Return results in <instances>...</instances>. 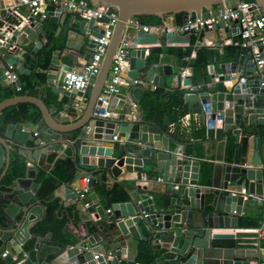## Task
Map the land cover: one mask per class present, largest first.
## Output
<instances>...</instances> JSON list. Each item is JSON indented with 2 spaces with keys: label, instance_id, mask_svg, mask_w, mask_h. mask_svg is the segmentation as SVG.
<instances>
[{
  "label": "water",
  "instance_id": "obj_1",
  "mask_svg": "<svg viewBox=\"0 0 264 264\" xmlns=\"http://www.w3.org/2000/svg\"><path fill=\"white\" fill-rule=\"evenodd\" d=\"M88 1L91 4H108L116 11L117 19L102 63L91 82L86 99L80 104L81 113L72 106V98L68 104L62 105L64 112L56 105L54 111H51L41 96L27 92L1 99L0 112L10 105L28 102L38 108L40 116L35 123L18 121L6 125L4 135H0V180L9 164L10 143L35 160L41 152L51 150L58 152L61 157L71 155L78 167L75 178L81 177L82 173L88 174L90 187L95 183L93 171L97 168L108 171L113 178L133 173L129 177L132 179L144 171L145 165H151L152 172L162 175L165 189L161 190L150 182L138 185L132 180V185L143 191L160 190L170 198L180 187L188 198L189 206L197 208L195 213L183 209L178 219L173 220L171 212H163L154 207L147 192L138 193V201L130 199L114 202L111 209L116 221L107 230V236L101 235L98 228L66 246L65 253L70 264H119L117 259L122 253L126 254L127 264H134L131 240L144 238L141 227L136 225L141 219L162 230L160 246L163 250L157 257L160 264H252L251 259L257 257L256 248L211 246L212 239L216 238L257 237V231L253 229L237 228L238 215L244 200L249 202L250 196L264 198V84H261L260 77L252 73L254 66L250 55L244 58V64L235 60L219 63V67L223 69L221 72L213 70V64H210L209 75L211 79L216 78L218 84L202 91L192 85V90L182 96L183 104L188 105L190 113L198 114L204 124L211 123L205 130L208 139L220 141L230 135L233 142L240 147L239 151V147L235 148L232 160L224 163L222 185L217 195L212 196L214 198L211 202L207 201L206 194L201 190L202 186L198 185L199 159L190 157L179 148L177 141L167 130V120L157 121L155 118L144 117V107L138 103L144 91L146 95H152L154 86L166 85L165 75L173 72L170 65L163 64L160 72L159 65L147 64L148 56L144 47H129L124 55L127 64L125 80L144 78L150 84L148 90H144L141 85L131 84L127 91L120 88L116 94L100 97L105 80H110L112 56L124 33L131 36L136 34L138 37L134 40L140 44H156L159 37L167 43L184 44L189 41L187 31L180 29L166 30L159 34L135 30L127 32L125 23L129 18L155 15L164 20L169 15L182 14L181 24H185L193 17H206L208 10L218 3L226 4L235 0ZM252 1L264 12V0ZM45 9L49 21L57 22L60 15L58 7L47 4ZM9 17L0 18V48L17 53L18 48L27 40L33 42L32 51L37 53V48L42 46V41L38 39L42 23H23L15 27L13 21L18 23L20 19ZM81 27L84 28L80 32L82 38L85 34L100 37L103 31L101 27L94 25V18L82 20ZM213 28H223L226 37L230 36L228 26L222 21L214 24ZM94 30L97 31L96 34L93 33ZM88 47L90 61V44ZM10 63L12 61L8 60V64ZM59 65V58L52 57L45 73V85L56 94L64 93L57 81ZM25 67L27 66L21 62L15 70L18 73H28ZM0 78L4 80L3 72ZM14 84L19 87L22 85L18 77ZM189 84V78H185L183 86L188 87ZM168 92L173 93L174 90L169 89ZM132 100L136 101L134 109L139 112L134 118L126 115L131 109L129 104ZM204 108H210V112L205 114ZM105 112L117 115H103ZM216 121H220L218 125ZM113 135L116 136L115 139ZM250 137V164L253 167H245L241 164L246 161ZM27 168L34 170L36 165L31 164ZM31 176L32 180L33 175ZM173 184L177 185L176 188H173ZM63 189L66 200L76 198V192L71 185ZM94 196V192H90V197ZM6 197L12 202H3L0 205L1 212L6 217L4 224L10 221L6 227L0 225V264H5L13 256H17L19 246L29 237L26 226L41 215L40 200L34 193V185L18 191L13 189ZM17 214H20L18 221L15 220ZM212 227L231 228L233 231L212 232ZM36 241L39 242L40 239L37 238ZM2 252L5 254L2 255ZM107 255L112 258L106 259Z\"/></svg>",
  "mask_w": 264,
  "mask_h": 264
},
{
  "label": "crops",
  "instance_id": "obj_2",
  "mask_svg": "<svg viewBox=\"0 0 264 264\" xmlns=\"http://www.w3.org/2000/svg\"><path fill=\"white\" fill-rule=\"evenodd\" d=\"M18 3V0H0V9H5L10 6H14L15 4ZM18 10L23 13L24 15L29 14L28 10L26 7L22 6L18 8ZM12 19L13 17H9ZM46 23L48 24V29L43 28L45 35L50 36L51 34V41L55 45V49L53 51V57H57L60 60V65L59 67H80L82 63L88 60V54L87 51L89 50V42L88 40L91 39L92 35L85 34L82 38L81 35V30L84 29L81 27V22L83 19H80L77 15H74L70 11L62 10L60 11V15L57 18V22H52L49 21L48 15L46 16ZM183 20V15L182 14H175V15H169L165 17L164 21L167 22L170 25H180ZM41 23L43 22L40 21ZM229 25V27L234 29V25L231 23H226ZM95 25V24H94ZM43 26V24H42ZM97 26V25H95ZM235 31V29H234ZM43 32V31H42ZM93 33H97L96 30H94ZM230 33V32H229ZM10 35V34H6ZM40 31H38V39L42 41L43 37H41ZM138 37L136 34L134 36H131L130 34L128 35V42H129V47H144L145 48V54L148 56L149 53L152 52V49L156 50V54L152 53V59L153 63L159 65L160 72L161 71V66L163 64H168L172 67V74H167L165 75V81L166 85L164 86L165 89L164 91L170 95L172 93H169L168 90L172 89L170 86L171 79L174 75L179 74V72L182 71L183 75L182 78H180L179 81V86L185 89V91H189L190 87L192 85L199 86L202 84L204 81L201 79L200 76H197L194 80L191 79V73L192 69L189 67H186V65H182L179 60H177V57L175 54L171 53L169 51V48L175 47V48H180L183 49L188 43L180 44V43H167L164 39H161L160 37L158 38V42L156 44H140L135 42V38ZM190 37V34H189ZM236 37L235 33H233L231 36L226 37L225 31L222 28L219 29H208L206 30L202 36L201 39L197 42V44L194 45L191 53H190V58L194 57L196 49L200 46H206V47H214L218 46L220 53L222 52V46L223 45H228L231 43V41ZM45 38V37H44ZM189 42V41H188ZM32 46L33 42H28L27 40L22 43V47L18 48L19 50L17 53L14 51H8L0 48V76L3 72V69L8 65V60L12 61V64L18 65L19 63L23 62L27 67H25L26 70H28V73L23 74H31V73H41L44 74V81L42 84L36 86L37 90L39 91L41 97H43L45 100L49 102L47 105L51 111H54L55 105L59 107V109H62V112L65 111V109L62 108V105L68 104L67 102L72 98V106L78 111V113H81L82 108L80 107V104L86 99L87 94L85 97L80 98L79 96L77 97L76 95L66 93H59L56 94L54 93L49 87L45 85V73L47 72V68H41L36 60H37V53L41 50L42 46H39L38 52L34 53L32 51ZM159 49V50H157ZM188 59V57H184V60ZM233 61V60H231ZM235 61L239 63L244 62V57L242 59H236ZM36 62V63H35ZM213 64V70L216 71H223L222 68L219 67V65L215 62L210 63ZM209 64V65H210ZM244 64V63H243ZM209 65H207V74H208V80L205 81V85L207 88L213 87V86H207L209 82H212V79L209 75ZM127 64L123 65V75L125 78V71H126ZM216 68V69H215ZM142 71L141 69H139ZM254 73V72H253ZM19 74L15 70V75L16 77H19ZM189 78L190 79V84L188 87L183 86V81L184 79ZM127 81H129L126 78ZM142 81H145L144 78L140 79ZM216 84L218 82L215 81ZM9 83H5L3 79L0 78V86L1 85H8ZM12 86L15 87L14 83H11ZM138 85V84H136ZM130 84L128 86H121L123 91H127L129 89ZM150 84L144 86V90H148ZM156 87H161V86H155ZM174 90V89H173ZM207 90V89H205ZM155 91V90H154ZM202 91V90H199ZM39 96V95H38ZM160 94H152V95H146L145 91L142 93L141 98L138 103L141 104L142 107H144L143 111V116L144 117H150V118H155L157 121H162L163 119L167 120L168 127L167 130L169 131V125L173 124L174 129L177 126L179 128V131H184L187 133L188 140L187 141H181L179 139H175L177 141L179 148H181L186 154H188L192 158L199 159V165H198V185L202 186L201 190L206 194V198L208 202L213 201L212 196L217 195V193L220 191L221 185H222V174H223V167L224 163L232 160L233 155H234V150L235 148L239 147V144H235L233 142V137L228 136L226 139L222 140H217V141H212L208 139L205 136V130L206 126L204 123H202L201 120H199V123H194L193 117L194 114L190 113L188 109V105L185 103L183 104V101L180 103V106L174 107L173 106V111H177L179 114L176 122H172V116L169 115V110L166 109L163 105V102H168L169 101V96H164L159 99L158 97ZM149 98V99H148ZM162 100V101H161ZM135 101V100H132ZM136 102V101H135ZM118 104V102H117ZM137 105V103H136ZM131 107V105H129ZM72 109V108H71ZM178 109V110H176ZM134 111V112H133ZM128 113H135L134 117H137L139 114L138 111L135 109H130L128 110ZM184 114H189V125L188 126H180L178 125V119L184 115ZM109 116H115L117 114L113 112L108 113ZM131 116V114H129ZM198 118L200 119L199 115L196 114ZM133 117V116H131ZM133 117V118H134ZM220 122V121H219ZM218 121H216V124H219ZM24 129H26L24 127ZM173 129V131H174ZM203 130V134L202 131ZM172 131V132H173ZM3 136V135H2ZM249 141V146L247 149L246 153V161L244 164H241L242 166L245 167H253L250 164L251 160V152H252V141ZM29 145H32L30 142H28ZM14 145L9 144V148L12 149ZM61 147H64V145L61 144ZM240 150V147L238 151ZM52 151V150H51ZM55 152V151H53ZM21 155H23L26 159L30 158V162L36 167H45L48 168L46 165V156L47 152H41L38 156V159L35 160L34 158L30 157L28 154H25L21 150L19 151ZM57 154V157L63 158L59 156L58 152H55ZM208 156V157H204ZM26 166L28 167L26 162ZM25 169V172L22 176L15 178L12 181V188L11 192L13 189H16L17 191L19 189H23L27 187L28 185H34V193L36 194V189H37V182L35 180L36 176V168L34 170L27 168ZM97 173H100L101 171H104L107 176V180H126L129 182V194L130 197L128 200L133 199L135 201H138V193L140 192H147L152 200H153V205L156 209L162 210L163 212H171L172 213V219H178L179 213L183 209L190 210L191 213H195L196 207L191 208L189 206L188 198L185 195V192L183 189L178 187L177 193H172V197H168L167 193H164L162 191H153V190H148V191H143L141 189H136L134 185H132V180L135 182V184L142 185L144 183L150 182L153 185H156L157 187L161 188V190L165 189V183L162 181V175L159 173H154L152 172V166L151 165H145L144 166V171L142 173H139L135 175V178L130 179V175H133V173L129 174H124V176L118 177V178H113L111 175L108 173L106 170H101V169H96ZM30 176H27L28 173ZM86 174V173H82ZM33 175V179L31 180ZM141 175L146 176V180L144 181H139V178ZM161 177V181H158L156 178ZM80 177L79 178H74L69 185H66L65 183H60L57 188L54 190V196L59 200V203H61L63 206L69 205L72 203H75L76 207L78 208L79 212L81 213L82 217L84 219H88L90 221H94L97 223L98 228L100 230L101 235L107 236V230L111 227H113V224L115 223L116 219L113 217L111 214L108 215L106 213V208L100 205L97 196L95 195L93 198H91L90 206L88 208L82 207L81 203H83L84 200H87L85 198L83 199H78L77 197L75 199L71 200H66L65 195H64V187L70 186L75 190L79 184H80ZM33 181V183H31ZM176 184H173V188H176ZM136 190V191H135ZM9 191V192H10ZM8 192V193H9ZM90 192H92L89 189L88 197H90ZM2 198V197H1ZM0 201L10 203L12 202L9 198H2ZM15 200V199H14ZM126 200V201H128ZM96 202L98 205H95ZM92 206V207H91ZM111 208V206H110ZM1 212V209H0ZM2 213V212H1ZM248 216L251 217V219H258V224L255 227H258L263 221H264V203L263 200L259 199L258 197L250 196L249 197V202L246 203V200H244V203L242 205L240 214L238 215V223H237V228L238 229H251L254 227H241L239 226V218L241 216ZM3 216V213H2ZM192 216V214H191ZM108 217L112 219V222H107ZM189 217V216H188ZM5 219V215L3 216ZM40 218V217H39ZM38 218V219H39ZM20 219V214H17L15 217V220ZM36 219V220H38ZM34 220V221H36ZM7 224L3 225V227H6L10 221L8 220L6 222ZM137 226L141 227L142 234L144 238H139V239H132L131 240V247L134 251V259L135 263L146 261L145 259L148 258V252L150 255L149 249L147 250L145 247L148 248V241L147 239L144 240L147 235L152 234L155 236L151 240V242H155L156 249L159 248V250H156L151 252L152 256L148 264H160L159 261H157V257L160 255V252L163 250L161 248V233L162 230L157 226V225H152L149 222H146L145 220L141 219L139 222L136 223ZM28 226V225H27ZM26 226V227H27ZM212 232H230L233 231L231 228H218V227H212ZM237 231V230H235ZM94 232V231H93ZM91 234V233H90ZM86 237V236H85ZM39 238L40 241L37 242L36 239ZM29 239H31V251L30 254L24 252L23 247L25 244H29ZM82 239V238H81ZM80 240V239H79ZM77 240V241H79ZM154 240V241H153ZM251 241L249 237H237V238H216L212 239L211 241V246L215 247H239V248H255L252 247L250 243ZM70 244H67L65 246H62L58 243H50L46 241L45 239L41 238L40 236H35V238H30V236L19 246L20 251L18 252L17 256H13L11 260L6 262L5 264H20V263H25V264H33L34 262H43L46 264H70L68 261V258L66 257L65 253V248ZM159 251V252H158ZM25 253L26 257L21 260L23 257V254ZM159 253V254H158ZM22 256V257H19ZM126 254L122 253L120 258L117 259V262L119 264H127L126 260ZM111 255H107L106 259H111ZM256 257L251 259V261L254 263ZM184 260V259H182ZM251 262V263H252ZM252 263V264H253Z\"/></svg>",
  "mask_w": 264,
  "mask_h": 264
},
{
  "label": "trees",
  "instance_id": "obj_3",
  "mask_svg": "<svg viewBox=\"0 0 264 264\" xmlns=\"http://www.w3.org/2000/svg\"><path fill=\"white\" fill-rule=\"evenodd\" d=\"M138 20L142 23H160L162 21L158 16L155 15H139ZM42 24L43 26L40 31L42 34L41 37H43L42 47L37 53L36 62L41 68L46 69L50 63V59L53 57L55 45L51 41V34L50 36L47 35V33L45 35L43 28L48 29L46 20H43ZM202 34V31L192 33L189 37L188 44L183 49L175 47L169 48V51L175 54L177 60H179L182 65H186V67L192 69V80H194L197 76H200L201 79H203L204 82L198 86V90L207 89L205 85V81L209 79L207 74V65L210 63L215 64V62L219 64L221 62L242 59L246 53L245 49L230 43L228 45L222 46L221 53L218 46H200L196 49L194 57L190 58V53L194 45L197 44V42L201 39ZM152 56V52L148 54V65L153 63ZM184 57H188V59L184 60ZM19 77L22 85L18 90L12 86V84L0 86V100L16 94H24L25 92L31 95L41 96L36 86L42 84L44 81V74L38 72H33L31 74L20 73ZM164 89L165 87L163 86L158 88L156 87L153 93L160 94L158 97L159 99L161 97L163 99L164 96H169V101L163 102V105L169 110V115L172 116V122H176L179 113L175 110L173 111V106H180V103L182 102V96L186 91L184 88L177 87L174 89L172 94L168 95ZM41 98L46 105L49 104L47 100H45L43 97ZM39 116L40 113L38 108L32 103L21 102L10 105L0 112V135H4L6 125L9 123H16L18 121H30L35 123ZM201 132L202 134L204 133L203 130ZM169 133L175 139H179L181 141L188 140L187 138L189 135L184 131H179L177 126L173 132ZM19 151L20 150L17 146H13L12 149H10L9 164L6 172L0 180V198H6V194L12 188V181L17 177L22 176L25 172L27 167V159L21 155ZM46 165L48 168L36 167L37 172L35 180L38 184L36 195L40 200L39 208L41 215L38 220L28 224L27 233L29 234L30 238L40 236L50 243H58L62 246L73 244L77 240L84 238L98 229V225L94 221L84 219L75 203L63 206L54 196V190L60 183L69 185L75 178V175L78 173V167L73 157L67 154L65 157L59 158L55 152L48 151L46 156ZM93 175L96 177V180L94 185L90 187V190L97 196L98 200L96 201H99L100 205L109 208L114 202L126 201L129 199L130 194L128 190L130 184L128 181L117 179L108 181L104 171H101L100 173L93 171ZM84 198L88 201H91V197H88V194H86ZM1 203L2 202L0 201V205ZM3 216L0 212L1 226L7 224L6 222L4 224L5 219ZM258 222V219L254 220L246 215L239 218V226L241 227H255L257 226ZM153 238H155V236L149 234L144 239H147L148 241V248H145L147 250L149 249L150 255L148 252V258L145 259L146 261L142 260V263L138 262V264H148L152 256L151 252L154 253V251L159 250V248H155L157 247L156 243L151 242ZM31 241L32 240L29 239V244H25L23 247L24 252L29 254L31 251Z\"/></svg>",
  "mask_w": 264,
  "mask_h": 264
},
{
  "label": "built area",
  "instance_id": "obj_4",
  "mask_svg": "<svg viewBox=\"0 0 264 264\" xmlns=\"http://www.w3.org/2000/svg\"><path fill=\"white\" fill-rule=\"evenodd\" d=\"M47 4H53L55 7H58L59 11L67 9L83 20L94 18V24L101 27L103 30L100 37H91V39L88 40L92 50L90 61H85L80 67H59L56 72L59 87L63 89V91L83 98L89 91L91 82L102 63L103 56L110 41L113 25L117 19V13L106 3L97 2L96 4H91L88 0H18V3L14 6L0 9V18L7 16H12L16 19L19 18L20 21L18 23L17 21H13V25L15 27L22 25L23 23L36 24L37 22L46 19L47 12L45 7ZM22 6L27 8L29 14L24 15L18 10V8ZM220 21L225 24L232 23L234 25L235 31L226 24L228 26L230 36L233 33L236 35V39L234 38L231 43L245 49L246 53L244 58L247 55H250V60L254 66L252 73L254 72V75L260 77L262 79L261 84H264V12L260 11L259 6L252 0H235L229 1L226 4L218 3L208 10L206 17L200 16L198 19L193 17L189 19L187 23L175 26L168 24L164 20L160 23H142L138 20V17L129 18L125 23V29L127 32L135 30L155 34H159L160 32L166 30L180 29L187 31L188 35H191L192 33H196L198 31H202V33H204L206 30L213 28V25ZM128 35L129 33H124L122 35L120 43L112 56L109 67L111 73L110 80H105L101 90V98L104 95L109 96L118 93L121 86L128 84H138L141 86L148 85L146 81H142L140 79L127 81L124 78L123 65L126 64L124 55L129 48L127 38ZM15 69L16 65L12 63L8 64L3 69V73L5 74V83H14L16 79ZM182 76L184 75L181 71L179 74L172 77L170 83L172 89L177 87L182 88L179 86V81ZM215 81L216 78H212V82H209L207 86H214ZM15 88L17 90L20 89V87L16 85ZM154 88L155 86L153 89ZM191 90L192 87H190L189 91ZM129 105H131V109H134L136 107V102L131 101ZM209 112L210 108H204L205 114ZM129 114L134 117L135 113H126V115L130 116ZM103 115H108V113L105 112ZM193 120L194 123L197 124L200 119L196 116V114H194ZM178 125L188 126L189 114L182 115L178 119ZM210 125V122L205 124L206 128L210 127ZM173 129V124H170L169 131L172 132ZM115 138L116 136L113 135V139ZM31 164L30 158L27 159V165L30 166ZM80 179L81 182L75 189V192L78 199H83L85 195L89 193V175L83 174ZM146 179L145 175H141L139 181H144ZM156 179L161 181V177H157ZM261 200H263L264 203V198ZM81 206L88 208L90 206V202L88 200H84L83 203H81ZM106 213L111 216L112 209L110 207L106 208ZM107 222H112V219L108 217ZM251 229L257 231L256 239L250 238L251 241L248 242L252 247L257 249V257L253 264H264V221L258 227ZM20 233L23 237V230H21ZM4 254L5 252H2V255ZM25 257L26 255L24 253L21 260Z\"/></svg>",
  "mask_w": 264,
  "mask_h": 264
},
{
  "label": "rangeland",
  "instance_id": "obj_5",
  "mask_svg": "<svg viewBox=\"0 0 264 264\" xmlns=\"http://www.w3.org/2000/svg\"><path fill=\"white\" fill-rule=\"evenodd\" d=\"M152 53H153V54H154V53L156 54L157 52H156V50L152 49Z\"/></svg>",
  "mask_w": 264,
  "mask_h": 264
}]
</instances>
